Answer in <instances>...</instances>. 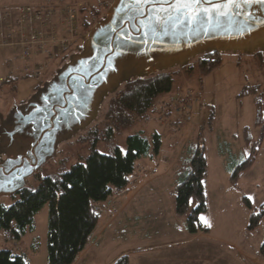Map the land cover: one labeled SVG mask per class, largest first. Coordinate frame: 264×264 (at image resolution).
Returning a JSON list of instances; mask_svg holds the SVG:
<instances>
[{
  "label": "rangeland",
  "instance_id": "rangeland-1",
  "mask_svg": "<svg viewBox=\"0 0 264 264\" xmlns=\"http://www.w3.org/2000/svg\"><path fill=\"white\" fill-rule=\"evenodd\" d=\"M115 1L103 0L102 3H98V0H78L51 7L56 8L60 18L64 10H76L80 25L76 32L78 36L76 40L79 39L80 42L78 41L76 45L82 43L83 50L91 29L100 20L107 18ZM37 2L38 0H0V24L7 11L13 13L15 17L20 6L37 5ZM95 6L105 11L102 17L93 11H90L88 15L81 12L82 9H93ZM90 14L94 16L90 17ZM84 15L86 19L82 18L85 17ZM60 18L57 16L54 18L58 20L57 25H60ZM84 21H90L91 26L88 30L84 27ZM1 39L0 35V41ZM75 49L74 47L73 50ZM18 51L8 46L0 47V119L3 116L7 119L15 105L24 104L71 55L80 53L64 50L61 54H64V57L66 53L72 54H69L66 60L63 57L60 61L59 55L47 59L35 56L22 59L18 56ZM220 54L224 56L223 64L207 76L200 72L198 63H194V69L185 70L186 66L192 64V60L201 54L172 67L171 70L182 69L173 75L172 91L160 94L149 112L135 124L116 130L112 134L109 131L110 123L105 118L111 97L126 83L125 80L142 79L140 76H145L149 72L126 71L121 82L105 88L91 123L77 135L59 145L56 157L50 159L38 174L28 178V188L36 190L42 179L57 177L78 163H86L94 151L101 154L111 153L110 156H112L117 154V145L127 150L128 137L131 135L142 132L152 140L154 134L159 133L163 142L160 153L144 156L136 162L134 174L143 178L137 188H141L143 182L149 179L152 182L147 183L146 187L138 193L137 199H134V205L137 210L143 209L139 214L144 227L151 223L152 218L149 216L151 203L157 205L158 210L155 211L154 217L157 230L161 229L165 232L157 241L159 244L171 242L175 245V249L171 250L173 253L177 251L194 253L188 245L176 246L177 242L195 241V239L200 241L207 238H194L188 231L187 218L176 214L175 175L179 167L178 160L188 157V146L197 134V129L200 128L206 140L208 158L206 179L208 212L201 217L211 224L209 228L212 231V239L228 242L219 243L218 246L210 249L208 256L213 254L211 264H264V257L260 255V248L264 242V220L256 230L249 232L247 227L251 213L243 200L245 196L252 197L254 208H258L264 202V121L262 124H258L257 121L259 109L264 116V38L260 45L250 44L241 48H226L221 50ZM41 62L47 63L49 65L47 70L50 69L54 73L50 78H41L47 70L42 71L39 77L33 72H28ZM180 99L184 103L186 99L188 101L186 103L190 107L188 116L179 114L176 109L168 111V106L176 105V102H181ZM188 117H191L190 121L187 120ZM176 122H181L182 125L177 126ZM2 126L3 121L0 120V161L7 155L19 152V149H4L7 140L3 135ZM247 139L250 140L249 144ZM254 147H258L256 163L242 175L238 186H234L230 180V166L248 158ZM136 182L137 177L131 179L129 192L131 185ZM137 190L134 189V192ZM129 192L115 193L105 201L93 202L101 213L98 231L106 228L107 238H110L107 245L112 250L115 249V255L122 253L125 248L134 250L141 246L137 245L135 238L131 236L135 231L133 226L136 213H131L132 218L127 217L121 225L123 217L121 218L115 212H109L108 209L113 198L126 196ZM19 197V194L15 197L4 196L2 203L9 206ZM192 206H196L195 198L192 199ZM116 207L118 209L119 206ZM49 218L50 206L46 204L34 215L32 225L21 240L13 239L9 232L0 229V250L10 249L16 254H24L23 256L30 264H48ZM117 237L120 240L115 241ZM215 240L210 242L217 243ZM18 245H21L22 249H19ZM146 245L144 241L142 247L146 248ZM129 250L125 255H130L132 264H166L152 257L149 252L142 254L139 251ZM139 254H142L141 257Z\"/></svg>",
  "mask_w": 264,
  "mask_h": 264
},
{
  "label": "water",
  "instance_id": "water-1",
  "mask_svg": "<svg viewBox=\"0 0 264 264\" xmlns=\"http://www.w3.org/2000/svg\"><path fill=\"white\" fill-rule=\"evenodd\" d=\"M238 11L242 14L223 19L222 27L205 33L188 26L174 28L171 22L158 24L136 12L128 0H116L107 18L91 29L82 52L71 55L29 100L0 119L4 149H19L0 161V206L2 197L28 186V178L56 157L63 141L91 123L105 88L121 82L126 71H149L140 76L143 79L202 53L260 45L264 5L249 3Z\"/></svg>",
  "mask_w": 264,
  "mask_h": 264
},
{
  "label": "trees",
  "instance_id": "trees-1",
  "mask_svg": "<svg viewBox=\"0 0 264 264\" xmlns=\"http://www.w3.org/2000/svg\"><path fill=\"white\" fill-rule=\"evenodd\" d=\"M73 1L78 0H38L36 6H60ZM102 10L95 6L93 9H82L81 12L88 15L93 11L102 17L105 13ZM82 18L86 19V16ZM90 26V21H86L85 29L88 30ZM78 41L80 42L79 39L71 42L65 50L80 52L82 43L77 46ZM70 52L66 53L64 60L72 54ZM223 62L222 54L205 53L192 60V64L186 66L185 70L194 69V63H198L200 72L207 76ZM179 70L168 69L148 78L124 83L108 104L105 118L110 123L109 131L113 134L116 130L132 126L143 118L160 94L172 91L173 75ZM186 103H188L187 99ZM257 121L258 124L264 121L260 109ZM175 124L182 125L181 122ZM197 130V134L188 146V157L179 161L175 175L176 214L187 218L188 231L191 234L210 232V228L200 219L201 215L208 212L206 188L208 159L204 134L200 128ZM247 142L249 144L250 140L247 139ZM162 143L159 133L154 134L151 140L140 132L128 137L126 156L120 155L118 151L112 156L94 151L86 163H78L57 177L42 179L36 190H31L27 186L18 193L20 197L13 204L9 206L1 204L0 229L9 232L13 239L21 240L32 225L34 215L49 204L48 264H74L89 245L101 219V213L93 202L105 201L115 193L129 192L137 160L144 156L159 154ZM153 151L154 153H151ZM257 154L258 147H254L248 158L230 167V180L234 186H238L242 175L256 163ZM193 198L196 200L195 207L192 206ZM243 200L251 213L247 229L253 232L264 220V202L258 208H254L248 197L245 196ZM260 255L264 257V242L260 248ZM0 264L30 263L21 254H16L10 249H1ZM113 264H131L130 256L122 255Z\"/></svg>",
  "mask_w": 264,
  "mask_h": 264
},
{
  "label": "crops",
  "instance_id": "crops-1",
  "mask_svg": "<svg viewBox=\"0 0 264 264\" xmlns=\"http://www.w3.org/2000/svg\"><path fill=\"white\" fill-rule=\"evenodd\" d=\"M179 161L180 160H178V163ZM134 177H137V182L134 185H131V191L126 196H121L120 198H113L109 203L108 209L109 212H115L121 218L123 217V219L121 220V225L123 224V220H126L127 217H130V219L132 218L131 213H136V221L135 225L133 226L135 228V231L131 236L135 238L136 244L141 246L134 248V250H129V248H125L122 253L120 252V254L115 255V249L112 250L111 247L107 245V243L110 241V238H107L108 233L106 228L104 227L103 229L98 231V228H100V225H98L96 231L91 237L89 245L81 253V255L74 264H113L120 257V255H125L128 250L135 252L139 251L142 254H146L147 252H149L152 257L164 261L166 264H211L213 254L208 256V252L210 251V249L214 246H218L219 243L226 244L228 242H220L217 241L218 239H212V231H210L208 233L201 232L197 234H192L194 238L205 237L207 239L200 241H196V239L195 241L188 240L187 242H183L182 240H180L177 242L176 246L183 247L188 245L190 246V249L192 248V250H194V253H185L180 251L173 253V251L171 250L172 248L175 249V245L171 242L167 244H159L157 241L161 239L163 233L165 232H162L161 229L157 230V223L155 221L156 219L154 218L156 215L155 211L158 210L157 205L151 203L149 216L152 219H150L151 223H149L145 227L141 220V214H139V212H142L143 209L139 208V210H137V207L134 205V199H137L136 197H138V193L146 187L147 183L151 184L150 182L152 181H150L149 179L148 181L143 182L141 188H137L139 183L142 182L141 180H143V178L140 175L137 176L133 174L131 179ZM134 189L138 190L134 192ZM113 206L115 208H113ZM116 206H119L118 209H116ZM152 209L154 210L151 211ZM122 236L125 235L122 234ZM117 240H120V238L117 237L115 241ZM210 240H215L217 243L210 242ZM144 241L147 243V245L145 246L146 248L142 247ZM18 248L22 249L21 245H18ZM142 254H139V256L141 257Z\"/></svg>",
  "mask_w": 264,
  "mask_h": 264
},
{
  "label": "built area",
  "instance_id": "built-area-1",
  "mask_svg": "<svg viewBox=\"0 0 264 264\" xmlns=\"http://www.w3.org/2000/svg\"><path fill=\"white\" fill-rule=\"evenodd\" d=\"M103 0H98L102 3ZM56 8L44 5H22L18 8L14 17L10 11L5 13L0 24L2 34L0 47H12L18 51V56L22 59L35 57L54 58L61 55L66 47L78 38L76 32L80 27L79 17L76 10H64L61 14L60 25H57ZM94 14H90V17ZM54 17V18H53ZM63 20V21H62ZM6 25V28H4ZM57 29H56V26ZM48 64L45 62L38 63L34 68L29 69L39 77L42 71H46ZM181 100V99H180ZM176 105H169L168 111L177 110L179 114L188 116L190 109L184 101L176 102ZM187 120H191L188 117Z\"/></svg>",
  "mask_w": 264,
  "mask_h": 264
},
{
  "label": "snow or ice",
  "instance_id": "snow-or-ice-1",
  "mask_svg": "<svg viewBox=\"0 0 264 264\" xmlns=\"http://www.w3.org/2000/svg\"><path fill=\"white\" fill-rule=\"evenodd\" d=\"M249 3L264 5V0H128V4L134 7L136 12L142 16H148L149 19L155 20L158 24L161 21L171 22L174 28L188 26L192 31L205 33L222 27L221 21L223 19L230 20L232 16L242 14L238 10ZM119 11H124V8ZM149 13L152 15L149 16ZM125 38L127 37L125 36ZM39 110L43 111V109ZM117 151L120 155H127V150L119 145H117ZM104 155H111V153ZM248 199L252 200V197H248ZM254 214L259 215V213ZM200 219L205 226L211 227V224L204 217Z\"/></svg>",
  "mask_w": 264,
  "mask_h": 264
},
{
  "label": "flooded vegetation",
  "instance_id": "flooded-vegetation-1",
  "mask_svg": "<svg viewBox=\"0 0 264 264\" xmlns=\"http://www.w3.org/2000/svg\"><path fill=\"white\" fill-rule=\"evenodd\" d=\"M60 56V61H62L63 60V57H64V54L63 55H59ZM55 72V71H54ZM54 73L50 70V69H48L46 72H44L43 74H42V76H41V78H44V77H48V78H50V76H52ZM47 78V79H48ZM46 79V80H47Z\"/></svg>",
  "mask_w": 264,
  "mask_h": 264
}]
</instances>
